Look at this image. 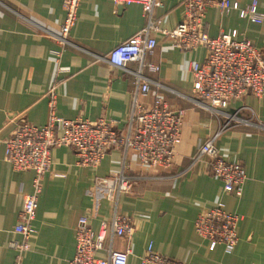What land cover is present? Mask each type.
<instances>
[{"label":"crops","instance_id":"0c3cea01","mask_svg":"<svg viewBox=\"0 0 264 264\" xmlns=\"http://www.w3.org/2000/svg\"><path fill=\"white\" fill-rule=\"evenodd\" d=\"M155 11L161 27L174 29L183 14V0H159ZM241 8L252 0H232ZM65 0H0V264H14L16 252L9 244L20 240L15 232L25 197L32 191L34 173L16 171L5 158V139L14 130L9 114L24 113L36 125L49 117V92L55 88L57 113L64 118L97 120L106 117L125 130L134 103V76L107 61L108 53L146 24L138 3L121 6L113 0H81L76 24L68 33L70 44L61 45L46 31L59 33L65 21ZM264 15V0H258ZM208 33L243 34L264 47V20L254 23L237 10L210 7ZM157 46L146 55L144 75L150 93L139 97L150 105L162 97L171 108L183 109L182 139L168 167H148L130 152L125 158L111 150L97 168L82 166L72 148L52 150V167L43 180L31 249L22 264H71L76 251V227L88 216L99 231L111 220L114 204L94 187L97 177L113 172L138 176L133 191L120 195L117 212L128 217L134 230L127 236L107 234L104 250L112 246L129 252V264H144L148 247L186 264H264V94L247 95L243 103L262 126L235 124L219 133L223 120L197 107L194 96V62L206 57L204 48L189 51L157 34ZM159 67L158 71L149 66ZM135 69L137 64H128ZM237 104L228 110L235 111ZM218 135L220 156L241 163L248 174L241 194L224 190L221 180L208 174L192 157L211 137ZM241 216L238 242L232 251L199 236L194 227L198 214L210 208Z\"/></svg>","mask_w":264,"mask_h":264},{"label":"built area","instance_id":"2783aa9c","mask_svg":"<svg viewBox=\"0 0 264 264\" xmlns=\"http://www.w3.org/2000/svg\"><path fill=\"white\" fill-rule=\"evenodd\" d=\"M81 0H65V21L59 33L46 31L61 45L70 44L68 33L76 24ZM125 6L138 3L142 6L146 24L128 40L115 46L107 56L111 66L134 76V103L128 126L118 130L114 120L100 117L89 120L81 117L68 119L57 113L55 88L49 92V117L44 126L30 122L24 113L13 115L9 121L14 130L5 139V158L16 171L34 173L32 191L25 197L15 232L20 240L10 242L15 250L14 264H22L23 255L31 249V238L35 233L39 197L43 190V179L52 167V150L67 146L73 149L79 164L97 168L111 150H119L126 158L130 152L148 167H168L174 161L176 146L182 139L183 109L171 108L162 97H156L146 105L139 97L150 93V81L143 70L147 66L146 55L157 46V34L169 38L172 45L189 51L204 48L206 57L191 66L194 86V104L208 110L223 120L219 133L235 124L262 126L255 122L254 114L243 103L247 95L260 98L264 94V47L257 46L237 31L220 33L212 37L208 33L206 13L217 7L223 12L237 10L241 18L262 23L264 15L258 9V0H252L241 8L232 0H183V14L172 30L161 27V19L155 11L162 6L159 0H113ZM137 67L130 69L128 64ZM152 70L159 67L150 65ZM237 104L234 112L228 110ZM247 114V115H246ZM218 135L208 139L192 157V165L202 162L208 174L223 182L224 190L241 194L248 178L241 163L224 160L216 145ZM138 177L121 170L107 176L97 177L94 187L105 192L114 204L110 221L103 222L99 231L92 227L88 216H81L76 227V251L71 264H129V252L109 246L101 258L97 252L104 250L107 234L127 236L134 230L132 221L117 212L119 197L133 191ZM241 216L222 208L214 207L201 211L195 219L196 233L217 242L232 251L238 242V223ZM144 264H186L156 252L150 245L142 257Z\"/></svg>","mask_w":264,"mask_h":264},{"label":"rangeland","instance_id":"374dc122","mask_svg":"<svg viewBox=\"0 0 264 264\" xmlns=\"http://www.w3.org/2000/svg\"><path fill=\"white\" fill-rule=\"evenodd\" d=\"M13 115H14V114H9V117L11 118ZM246 115H247V114H246ZM8 122H9V123H12V122L9 121V119H8ZM46 123H47V122H46ZM33 124H34V123H33ZM35 125H36V124H35ZM44 125H45V124H44ZM44 125H39V126H44ZM37 126H38V125H37ZM61 147H62V146H61ZM56 148H59V147H56ZM77 158H78V157H77ZM78 163H79V160H78ZM131 176H132V175H131ZM136 177H138V176H136ZM43 180H44V179H43ZM122 195H124V194H122ZM122 195H121V196H122ZM230 213H231V212H230Z\"/></svg>","mask_w":264,"mask_h":264}]
</instances>
